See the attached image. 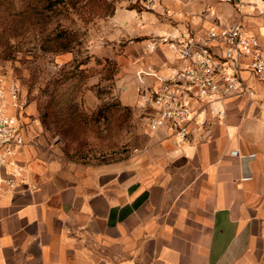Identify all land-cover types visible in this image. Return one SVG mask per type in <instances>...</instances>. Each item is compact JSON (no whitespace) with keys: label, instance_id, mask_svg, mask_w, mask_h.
<instances>
[{"label":"crops","instance_id":"0c3cea01","mask_svg":"<svg viewBox=\"0 0 264 264\" xmlns=\"http://www.w3.org/2000/svg\"><path fill=\"white\" fill-rule=\"evenodd\" d=\"M169 2L119 7L109 19L107 45L127 42L116 56L123 104L140 108L138 71L182 63L166 46L145 49L147 37L173 29ZM209 8L203 21L175 20L241 18L228 3ZM249 19L264 44V20ZM251 85L254 95L225 100L223 122L184 143L146 117L152 148L121 163L39 159L27 140L17 160L29 182L0 192V264H264V75ZM0 102L13 111L8 92Z\"/></svg>","mask_w":264,"mask_h":264},{"label":"rangeland","instance_id":"374dc122","mask_svg":"<svg viewBox=\"0 0 264 264\" xmlns=\"http://www.w3.org/2000/svg\"><path fill=\"white\" fill-rule=\"evenodd\" d=\"M162 1L170 5V0ZM219 2L173 0L169 8L197 22L196 16ZM119 7L144 4L0 0V78L20 89L27 140L39 159L121 163L152 148L153 132L143 109L123 104L121 98L124 83L116 56L124 54L127 42L118 41L114 51L107 45L113 41L109 19Z\"/></svg>","mask_w":264,"mask_h":264},{"label":"built area","instance_id":"2783aa9c","mask_svg":"<svg viewBox=\"0 0 264 264\" xmlns=\"http://www.w3.org/2000/svg\"><path fill=\"white\" fill-rule=\"evenodd\" d=\"M141 1L148 9L160 2ZM218 1L233 5L241 18L232 24L214 19L206 25H182L175 20L176 12L167 8L164 14L173 19V29L145 39L148 53L166 46L182 62L166 70L147 68L137 72L139 104L149 127L169 131L180 143L189 141L196 129H205L216 119L223 122L225 100L234 94L254 95L250 81L264 75L262 34L249 19L264 20V0ZM209 11L207 8L196 17L203 21ZM7 92L13 111L0 102V192L29 182L25 167L17 160L27 141L23 121L26 104L18 85L0 78V99ZM231 154L239 155V151L232 150Z\"/></svg>","mask_w":264,"mask_h":264}]
</instances>
